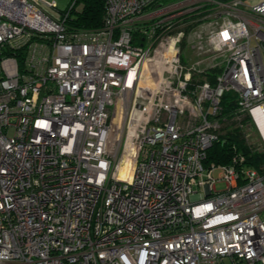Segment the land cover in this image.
I'll list each match as a JSON object with an SVG mask.
<instances>
[{
	"label": "built area",
	"instance_id": "2783aa9c",
	"mask_svg": "<svg viewBox=\"0 0 264 264\" xmlns=\"http://www.w3.org/2000/svg\"><path fill=\"white\" fill-rule=\"evenodd\" d=\"M104 2L0 0V264H264V170L205 163L229 91L264 146V0Z\"/></svg>",
	"mask_w": 264,
	"mask_h": 264
},
{
	"label": "trees",
	"instance_id": "16d2710c",
	"mask_svg": "<svg viewBox=\"0 0 264 264\" xmlns=\"http://www.w3.org/2000/svg\"><path fill=\"white\" fill-rule=\"evenodd\" d=\"M68 11L67 21L74 28H98L105 15L104 0H74ZM170 1V0H166ZM66 11H62L66 12ZM200 80L206 78L198 75ZM218 117L222 118V133L208 149L205 163L230 164L235 156H245L244 165L264 170V146L257 140V132L252 128L250 116L239 112L235 95L227 92L221 100ZM253 135L247 137L248 129Z\"/></svg>",
	"mask_w": 264,
	"mask_h": 264
},
{
	"label": "rangeland",
	"instance_id": "374dc122",
	"mask_svg": "<svg viewBox=\"0 0 264 264\" xmlns=\"http://www.w3.org/2000/svg\"><path fill=\"white\" fill-rule=\"evenodd\" d=\"M47 1H49V2H52V1H56V3H57V6H58V11H56V10H52V13L54 14V15H57V14H59L60 12H62V11H66L67 9H69L70 8V6L74 3V0H47ZM60 11V12H59ZM185 52V51H184ZM187 52H189V49L187 50ZM186 53V52H185ZM190 55H192L193 54V56H194V58L196 59H198V53L197 52H190L189 53ZM222 133V132H221ZM217 189L218 190H223V189H225V185L223 184V183H218L217 184Z\"/></svg>",
	"mask_w": 264,
	"mask_h": 264
}]
</instances>
